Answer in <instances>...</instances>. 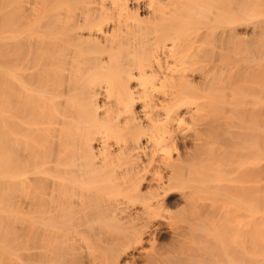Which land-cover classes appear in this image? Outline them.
Segmentation results:
<instances>
[{"label": "bare ground", "instance_id": "6f19581e", "mask_svg": "<svg viewBox=\"0 0 264 264\" xmlns=\"http://www.w3.org/2000/svg\"><path fill=\"white\" fill-rule=\"evenodd\" d=\"M0 264H264V0H0Z\"/></svg>", "mask_w": 264, "mask_h": 264}]
</instances>
